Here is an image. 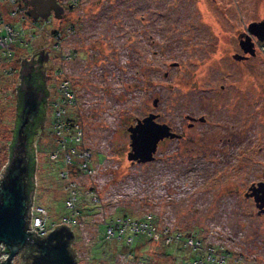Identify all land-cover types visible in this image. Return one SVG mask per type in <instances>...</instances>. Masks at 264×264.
<instances>
[{"label":"rangeland","instance_id":"obj_1","mask_svg":"<svg viewBox=\"0 0 264 264\" xmlns=\"http://www.w3.org/2000/svg\"><path fill=\"white\" fill-rule=\"evenodd\" d=\"M17 1L26 13L12 15L15 5L0 0V31L15 26L12 41L0 44V177L22 69L49 54L41 67L50 97L60 99L66 80L76 91L67 112L80 127L82 156L66 162L73 151H64L48 104L33 143L30 206L32 216L39 206L57 221L69 214L76 185L81 213L63 227L75 236L77 264H198L200 251L168 243L177 235L200 239L204 257L210 247L225 252L224 264H264V213L246 195L264 182V44L254 55L239 44L251 22L264 20V0H81L47 22ZM150 112L182 137L164 141L150 162L132 161L128 128ZM190 115L205 120L190 125ZM85 161L89 175L79 170ZM121 218L152 223L157 235L131 244L118 232L108 238V225ZM20 254L12 264H31Z\"/></svg>","mask_w":264,"mask_h":264},{"label":"water","instance_id":"obj_2","mask_svg":"<svg viewBox=\"0 0 264 264\" xmlns=\"http://www.w3.org/2000/svg\"><path fill=\"white\" fill-rule=\"evenodd\" d=\"M25 1L29 5L27 12L34 19L47 20L50 16L57 19L63 17L64 7L59 0ZM248 30L256 34L260 40H264V20L251 22ZM249 39L248 36L240 44L245 52L255 54L254 43H251ZM30 72L26 64L22 69L21 83L23 76ZM20 85L14 91L16 99L14 126L19 109L17 89ZM21 91L22 105L19 113L21 124L18 128L16 142L12 146L9 163L3 169L4 172L0 177V244L3 243L6 246L8 253L4 260H0V264H12L14 257L26 244L34 243L33 236L38 237L35 233H31L33 231L28 230L30 216L28 210L32 191H28L30 155L27 147L28 133L25 128H31L30 125L34 123L43 94L36 91L35 86L26 81L22 84ZM156 117L157 115L151 113L128 128L131 139L128 159L137 162H150L154 160L158 143L161 140L177 136L167 124L156 122ZM253 190L254 193L251 192L249 195L254 196L256 206L260 212L264 213V182L254 185ZM73 237V232L63 226L52 231L45 239L36 243L37 253L31 264H77V260L68 249V241ZM52 240H56V243L51 244Z\"/></svg>","mask_w":264,"mask_h":264},{"label":"built area","instance_id":"obj_3","mask_svg":"<svg viewBox=\"0 0 264 264\" xmlns=\"http://www.w3.org/2000/svg\"><path fill=\"white\" fill-rule=\"evenodd\" d=\"M7 1L15 5L13 6L12 15H15L16 13H26V7L25 8L22 7V5L19 4L17 0H7ZM80 1L81 0H67V1L59 0V2L61 3V5H63L64 8L69 6L73 10L74 8L78 6ZM47 20L45 21L43 20V21L47 22ZM0 24H2L1 21H0ZM4 27L5 28L3 29V31L2 30L0 31V44H2L3 46L8 45L12 41L13 36H15L14 34L15 26H9L6 24ZM65 82L67 83H63L62 84L63 87L60 90L62 93L57 90V93L59 92V94H61L60 99L58 95L57 97L55 96L49 97V104L50 103L53 104V107L55 108V115L53 117L54 118L53 119L54 128L57 129L58 133H61V135L62 133H64L63 134V137H65V140L63 141V145H65L64 151L67 150L66 147L68 146L70 150L76 153V154H74L73 152L66 153L65 160L66 162H69L70 164L75 165L79 163L77 156L75 155L82 156L80 155V152L77 150V146H76V143L78 141H81V130H80V127L77 125L76 120L72 118V116H70L67 112L68 110L67 108L69 106L70 107L76 106L77 99L75 96L76 91L69 87L68 80H66ZM58 153H60V150L53 153L52 157L57 158ZM83 153H85L84 155L86 157L90 155L89 150ZM81 169L83 171H86L87 175H89L90 172L92 171V169L89 168V164L86 163V161L84 162L83 167L79 168V170ZM63 174L65 175V177H69V178L72 177L70 175V172H67L66 174L63 173ZM32 195H34V193L31 194V199L32 197L34 198V196ZM31 199H30V204H31ZM78 202H79V196L76 190V185H74L73 182H71L70 183V193L68 194V200H67V208H68L69 214H67V216L62 217L61 219L57 221L56 220L51 221L49 220L47 216L48 212L44 211L39 206L37 207L39 212L36 213L35 216L34 215L32 216V213L35 210L34 208L35 203H33V200H32L33 204L32 206H30V210H29L30 216H29V226H28L29 229L28 230L33 231L31 232L32 234L35 233L38 237L43 238V236L48 235V233L51 230L57 227L70 225L71 223L74 222L75 219H77V216L81 213V210L77 208V205H79ZM124 221H127L128 223L123 224ZM144 225H146V227H144ZM108 226H110L108 229V231L109 230L110 231L107 234L108 238H110L111 236L115 235L116 232H118V236L123 235L126 238L128 237V241H126L128 244H131L132 241L134 242L135 239L141 235L148 234L150 235L149 237H152L153 234H155V236L157 235L154 230L152 231V228H153L152 223H147V222H143V223L134 222V223H131L130 225L129 220L121 218L112 224L110 223ZM127 227L128 229H126ZM174 239L176 240V242L183 243L184 246L186 247H191L196 252L200 251L199 253H201V256H199L196 259V261L198 260L197 261L198 264H201V263L203 264H224V262H226L228 258L225 252H219L218 249L215 247H210V249L207 252L205 250V255L206 253L208 255H206V257H204V255L202 256L203 243L200 239L194 238V236L192 235L185 236V237H180L179 235L171 236L170 239L168 238L167 241L169 243L171 240H174ZM5 251L7 252L6 246L3 243H1L0 244V260L1 261L4 260L8 256V253H5Z\"/></svg>","mask_w":264,"mask_h":264},{"label":"trees","instance_id":"obj_4","mask_svg":"<svg viewBox=\"0 0 264 264\" xmlns=\"http://www.w3.org/2000/svg\"><path fill=\"white\" fill-rule=\"evenodd\" d=\"M34 63H30L28 65V68L30 69V74L27 75V83L33 84L35 86L36 91L40 92L41 94H43V99L42 102L40 104V108L39 111L35 117L34 123L30 125L31 128L26 127L25 130L28 133V154L30 155V159H29V174L28 177L30 179V185L28 186V191L32 193L35 190V181H34V176H35V172H36V167H37V150L36 148L33 146V143L35 141V136L38 133L39 129L41 128V124L43 123V121L45 120V117L47 115V110H48V104L46 103V98L50 97V90H49V85L48 82L45 79V74L43 73V71H41L38 68H35L33 66ZM19 90H21V85L19 86ZM18 105V104H17ZM21 105H22V91H21V101L19 104V109H18V114L15 120V126L13 128V137L12 140L10 142V156L12 153V146L13 144L16 142V136L18 134V128L21 124L20 118H19V113H20V109H21ZM7 168V167H6ZM34 237V243L40 242L39 237L33 236ZM141 237H145L142 236ZM145 239H147V237H145ZM149 239V238H148ZM136 240V239H135ZM33 243V244H34ZM180 243V242H179ZM173 244H169L168 247L172 246ZM180 245V247H184L187 248L186 246H184L183 243L178 244ZM188 249V248H187ZM189 264V263H188Z\"/></svg>","mask_w":264,"mask_h":264},{"label":"flooded vegetation","instance_id":"obj_5","mask_svg":"<svg viewBox=\"0 0 264 264\" xmlns=\"http://www.w3.org/2000/svg\"><path fill=\"white\" fill-rule=\"evenodd\" d=\"M27 3V2H26ZM29 6V5H28ZM64 16V15H63ZM50 17H53V16H50ZM49 17V18H50ZM63 18V17H62ZM37 20H39L40 21V19H37ZM37 22V21H36ZM241 39H240V42L242 41V40H246L247 39V37L249 36V41L251 42V43H254V49H255V53H256V47L257 46H262L263 44H264V40H260L259 39V37L256 35V34H254V33H251L249 30H248V28H247V31L245 32V31H242L241 32ZM240 44V43H239ZM240 46H241V44H240ZM241 48H242V46H241ZM49 52V51H48ZM42 53V52H41ZM43 54V53H42ZM39 56V58H38V56ZM37 55H34L33 56V58L31 59V61H30V63L32 62V63H34L33 64V66L34 67H36V68H38V69H40L41 71H43V73L45 74V72H44V70L42 69V62H43V64H44V62L46 61H48V59H49V54H47L46 56H44V55H41V54H37ZM254 55V54H253ZM237 56V58L238 59H245V58H247L248 56L247 55H240V54H237L236 55ZM35 61V62H34ZM28 65H29V62L27 63V68H28ZM46 74H45V79H46ZM27 75H24L23 76V81H22V83H21V86H22V84L24 83V81H26L27 82ZM47 81V80H46ZM17 91H18V95H17V104L19 105L20 104V101H21V90H19V88L17 89ZM49 99V97H47L46 98V103L45 104H49L48 103V100ZM42 102V101H41ZM152 112H150L149 113V115L151 114ZM153 114H155V115H157V117H156V119H155V121L156 122H158V123H162L161 121H159V114H156V113H153ZM188 118L189 119H191L192 120V122H191V124L190 125H193L194 124V122L196 123L198 120L199 121H204L205 119L204 118H197L196 116H188ZM140 118H137L136 119V122H135V124L137 123V121L139 120ZM141 119H143V118H141ZM134 124V125H135ZM132 126V125H131ZM174 132V131H173ZM177 134V133H176ZM180 138V137H182L179 133L177 134V137L176 138ZM169 139H173V138H165V139H163V140H161L159 143H158V147H157V151H158V148L162 145V143L164 142V141H166V140H169ZM157 151H156V153H157ZM156 153H155V155H156ZM155 159V158H154ZM254 185H252V186H250L249 187V190H250V192H253L254 193ZM250 192H247L246 193V195L248 196V197H251V198H253L254 199V196H250L249 194H250ZM255 201V200H254ZM75 237V236H74ZM43 239H45V237L44 238H42V239H40V241L41 240H43ZM74 238H72L71 240H69L68 241V249H69V251H70V248H69V245L71 244V242H72V240H73ZM65 241H66V238L64 239ZM38 243V242H37ZM51 244H54V243H56V240H52L51 242H50ZM37 244L36 243H32V244H26L22 249H21V251H20V253H23L24 254V252H27V259H30L31 260V263H32V260H33V258L35 257V255H36V253H37ZM23 254H20V255H23ZM23 256H25V254L23 255Z\"/></svg>","mask_w":264,"mask_h":264}]
</instances>
